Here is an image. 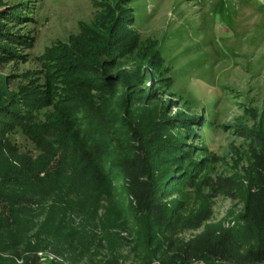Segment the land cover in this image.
I'll list each match as a JSON object with an SVG mask.
<instances>
[{
  "label": "rangeland",
  "instance_id": "1",
  "mask_svg": "<svg viewBox=\"0 0 264 264\" xmlns=\"http://www.w3.org/2000/svg\"><path fill=\"white\" fill-rule=\"evenodd\" d=\"M22 4L27 16L15 20L10 13L23 11ZM128 9L133 31L122 27ZM4 13L9 17L0 27V112L47 123L55 113L46 97L66 95L78 109L72 125L83 131L80 138L100 145L104 169L142 156L161 183L150 214L104 223L82 250L76 244L41 250L37 264H168L159 218L171 219L165 237L172 240L195 237L209 225L241 226L252 170L249 138L264 140V0H0V17ZM62 50L79 61L56 73L73 78L65 85L49 80L38 60ZM9 138L18 154L38 156L21 129ZM14 159L0 150L7 165ZM78 160L77 168H84L87 160ZM101 165L91 163L98 177L89 185L97 193L98 215L108 210L113 219L130 198L118 189L122 179L99 175ZM4 208L0 204V213ZM2 246L0 238V251ZM11 255L2 252L0 258L25 263L22 255Z\"/></svg>",
  "mask_w": 264,
  "mask_h": 264
},
{
  "label": "trees",
  "instance_id": "2",
  "mask_svg": "<svg viewBox=\"0 0 264 264\" xmlns=\"http://www.w3.org/2000/svg\"><path fill=\"white\" fill-rule=\"evenodd\" d=\"M22 5L23 11L16 8L10 13H15V20L17 16L24 19L27 16L28 7ZM24 11L27 13L22 16ZM127 12L122 27L125 30L129 27L133 31L134 13L130 9ZM2 16L0 27L8 19L9 13ZM0 35H4L2 30ZM64 52L62 50L53 57L45 54L38 58L47 67L48 79L60 85L70 83L73 78L65 79V76L56 73L63 70L65 74L79 65V61L68 57L67 53L64 55ZM57 62L63 65L57 67ZM46 100L55 113L47 123L42 124L33 116L17 117L10 110L0 112V150L6 155L18 156L13 160L14 164L7 165L0 160V204L5 206L0 213V238L4 240L5 247L2 246L0 253L8 251L17 258L22 255L24 264H37L36 254L46 248L61 250L65 247L70 250L76 244L82 250L83 246L93 243L97 229L103 232L104 223H117V218L122 221L123 215L130 214L139 219L150 214L158 205L156 196L161 186L154 178L151 164L142 156L139 162L125 161L118 165V169H104L101 165L104 153L100 145L80 138L83 131L78 132L76 126L72 125L74 116L78 114L76 106L67 103L66 95H49ZM31 121L40 126L32 127ZM16 128L21 129L39 150L38 156L18 154L9 138ZM249 139L252 145V170L238 219L241 226L224 229L209 225L195 237L172 240L165 237L173 228L171 219L159 218L156 228L163 238L162 254L168 264H264V140L258 135ZM132 146L138 151L135 154L140 153L139 146ZM76 152L81 155H74ZM66 153L72 155L67 162L65 156H60ZM79 157L87 160L81 169L77 168L82 162L78 160ZM93 162L99 167L101 165L100 176L111 180L122 179L118 189L130 198L125 205L122 203L116 208L113 219L109 218L108 210L98 215V208L94 205L97 193L89 183L94 181L98 171L90 170ZM37 219L41 221L33 225ZM35 227L36 232L30 235ZM245 243L248 246L243 252ZM54 252L63 255L60 251ZM0 264L13 263L0 258ZM45 264L62 263L51 259Z\"/></svg>",
  "mask_w": 264,
  "mask_h": 264
}]
</instances>
